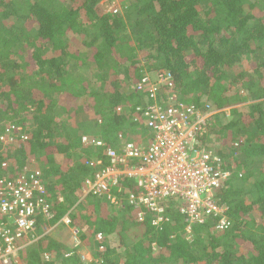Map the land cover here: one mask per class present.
<instances>
[{"label": "trees", "instance_id": "trees-1", "mask_svg": "<svg viewBox=\"0 0 264 264\" xmlns=\"http://www.w3.org/2000/svg\"><path fill=\"white\" fill-rule=\"evenodd\" d=\"M102 1L0 0V179L39 170L53 217L40 214L35 233L69 214L93 255L83 259L53 229L14 264H264V0H125L119 13ZM161 70L180 101L212 111L199 146L231 172L216 197L226 229L212 216L187 237L177 197L163 202L160 226L155 213L139 222L127 176L116 202L83 197L93 159L109 162L106 146L150 133L137 83Z\"/></svg>", "mask_w": 264, "mask_h": 264}, {"label": "built area", "instance_id": "built-area-1", "mask_svg": "<svg viewBox=\"0 0 264 264\" xmlns=\"http://www.w3.org/2000/svg\"><path fill=\"white\" fill-rule=\"evenodd\" d=\"M104 2L108 3V11L119 13L125 0ZM137 89L144 94L145 101L138 109L150 133L140 143L120 134L117 146H106L109 162L103 164L101 160L93 159L91 164L98 165L97 171L86 178L83 197H107L116 202L119 195L115 190L122 191L120 179L127 176L135 182L136 191L128 193L127 199L137 210L139 222L155 213L152 223L160 226L168 219L163 202L177 197L180 213L184 216L183 232L187 237L193 234L195 225L212 216L216 218V229L228 228L231 224L228 207L219 204L216 197L217 190L231 172L223 167L214 150L199 146V126L212 111L206 112L180 101L174 75L169 70L145 72ZM12 138L11 129L2 136L3 140ZM84 142L104 146L103 140L93 135H86ZM45 195L46 187L39 170L0 179V264H14L27 244L55 227L51 225L41 234L35 233L40 214L46 219L53 217ZM62 221L71 226L69 214ZM72 229L79 240L75 244L78 247L82 243L78 229ZM101 237V234L97 235L98 239Z\"/></svg>", "mask_w": 264, "mask_h": 264}, {"label": "rangeland", "instance_id": "rangeland-1", "mask_svg": "<svg viewBox=\"0 0 264 264\" xmlns=\"http://www.w3.org/2000/svg\"><path fill=\"white\" fill-rule=\"evenodd\" d=\"M102 7H104L105 10L108 9V3L102 1ZM249 64H247L248 66ZM228 110V108H226ZM228 112V111H227ZM149 130V129H147ZM147 134V132H146ZM215 142H211L215 147L217 146V144H219V142L217 141V139H214ZM214 149V147H213ZM53 232L52 234H54V236H58L59 238L64 239L69 246L72 248L74 247L75 244H77V238L74 234V231L71 227H67V225L65 224V226H61L59 223H56V226L53 228ZM82 244V243H81ZM80 244V245H81ZM79 245V246H80ZM79 254L81 255V257L85 260L90 261L89 259H92L93 255H92V248L91 246H84L82 248L79 249Z\"/></svg>", "mask_w": 264, "mask_h": 264}, {"label": "crops", "instance_id": "crops-1", "mask_svg": "<svg viewBox=\"0 0 264 264\" xmlns=\"http://www.w3.org/2000/svg\"><path fill=\"white\" fill-rule=\"evenodd\" d=\"M115 193L117 194V192L115 191ZM67 227H70V226H67ZM72 228H73V226H71ZM75 228V227H74ZM85 246V245H84ZM83 247V243L80 245V246H76V245H74V247L73 248H75V249H77V251L79 252V249L80 248H82ZM92 259H93V257H92ZM92 259H89V260H92Z\"/></svg>", "mask_w": 264, "mask_h": 264}]
</instances>
